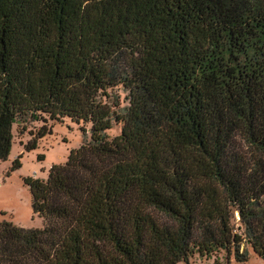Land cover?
<instances>
[{"label":"trees","instance_id":"obj_1","mask_svg":"<svg viewBox=\"0 0 264 264\" xmlns=\"http://www.w3.org/2000/svg\"><path fill=\"white\" fill-rule=\"evenodd\" d=\"M65 118L89 141L26 181L43 226L1 222L0 264L264 260V0H0V161Z\"/></svg>","mask_w":264,"mask_h":264},{"label":"rangeland","instance_id":"obj_2","mask_svg":"<svg viewBox=\"0 0 264 264\" xmlns=\"http://www.w3.org/2000/svg\"><path fill=\"white\" fill-rule=\"evenodd\" d=\"M121 101L124 98L122 90L118 91ZM41 123L27 124L26 132L13 127V145L8 158L0 161V223L8 222L24 229H40L43 221L32 211V195L26 184L28 179L43 180L48 177L50 168L64 164L71 150L77 149L84 142L89 141L88 131L84 134L82 128L89 129V125L75 123L68 118L61 122L49 123L51 133L37 141L36 149L25 152L23 146L30 141L29 133H35ZM120 125H114L107 132L111 139L120 133ZM19 158L20 167L13 170V163ZM244 249L241 246V251ZM246 260L236 261L233 257L227 262L223 253L214 257L201 259L195 255L189 259V264H264V260L246 247ZM178 264H185L180 262Z\"/></svg>","mask_w":264,"mask_h":264}]
</instances>
